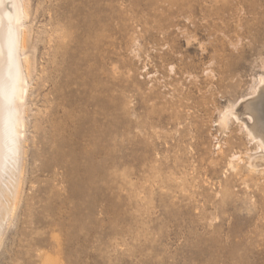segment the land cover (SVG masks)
Segmentation results:
<instances>
[{"label": "rangeland", "instance_id": "1", "mask_svg": "<svg viewBox=\"0 0 264 264\" xmlns=\"http://www.w3.org/2000/svg\"><path fill=\"white\" fill-rule=\"evenodd\" d=\"M62 1L28 0L24 185L0 264H264V175H247L239 125L216 126L219 110L264 73L255 63L264 59V0H237L220 15L211 0H113L111 39L103 27L91 39V93L112 88L111 127L96 131L86 81L61 96L52 74L60 33L82 27V0H69L61 21ZM263 104L264 90L246 103L262 131ZM103 105L95 110L105 122ZM233 152L244 160L239 176L227 165Z\"/></svg>", "mask_w": 264, "mask_h": 264}, {"label": "bare ground", "instance_id": "2", "mask_svg": "<svg viewBox=\"0 0 264 264\" xmlns=\"http://www.w3.org/2000/svg\"><path fill=\"white\" fill-rule=\"evenodd\" d=\"M67 1V3L62 1L64 4L62 3V12L59 14L61 21L65 18L66 5L72 6L74 4L69 0ZM218 1L211 0L213 6L212 15H220V12H225L237 0H220L222 6H218L219 8L217 9L214 8V4ZM255 2L257 1L255 0ZM113 4V0H82L83 10H80L82 27H80V33L78 32L75 36H72L75 32L65 33L62 31L54 45L52 74L57 83V90L59 94L61 93V96L73 94L86 81L87 90L93 99L92 124L95 131L101 125L107 130L111 127L112 88L108 82V86L106 85V97L92 95L91 93L95 91V88H92L93 86L90 82L96 74L89 65L92 57L90 51L97 48V45L91 42V39L97 36L98 32L102 30L101 27L109 33L107 38L111 39L114 23ZM28 17V0H0V245H2L4 230L10 225L11 219L17 210L22 194V185H24L25 164H23L22 159L25 158L23 156L25 154L24 146L27 132V100L30 81L34 73L33 62L28 51L30 41L28 26H26ZM187 20L189 21V19ZM182 34L185 39L184 42L187 45L192 44L191 47L198 40L189 29L182 31ZM134 38L133 43L136 46L135 48H137L140 42L137 37ZM167 40H171L170 37ZM175 43V45H170V53L178 55L182 40H175ZM241 44L239 40L238 43L231 44V46L237 48ZM200 47L205 53V46L201 43ZM137 52L136 49L131 51V53L135 54L133 56L138 57L140 53L138 52L139 55L137 56ZM136 57L135 59L138 60L141 56L139 58ZM255 63L258 64L257 69L264 70L263 58L256 59ZM176 70L175 65L168 67L170 75H176ZM210 70H203V75L207 76V78H216L215 74ZM186 76L189 80L194 77L193 75ZM194 78L196 79V77ZM250 80H252L249 88L251 92L240 96L233 102H229L222 110H219L216 126L223 130L231 131L232 126L239 125V132L247 140L248 148H250L246 151L247 162L245 163V170L247 175L250 176L249 178L254 181L256 176L254 177L253 175H264V130H261L260 123L254 113L256 109L252 105L246 106V103L261 95L264 90V73H256ZM99 82L101 81L99 80ZM105 103L108 105H106L108 112L105 116V122H103L97 117L98 112L95 108L101 107ZM230 145V149L224 154L231 153L235 144L231 142ZM219 149H222V146ZM229 156L228 167L236 175H241V165L244 164L241 153L233 152ZM215 163L217 166L220 165V162ZM214 171L217 172V170Z\"/></svg>", "mask_w": 264, "mask_h": 264}]
</instances>
